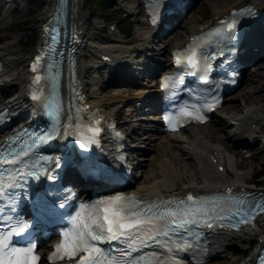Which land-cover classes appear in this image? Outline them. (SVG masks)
<instances>
[{"label": "bare ground", "instance_id": "1", "mask_svg": "<svg viewBox=\"0 0 264 264\" xmlns=\"http://www.w3.org/2000/svg\"><path fill=\"white\" fill-rule=\"evenodd\" d=\"M48 0H45L47 3ZM122 7L128 12L134 8V4L137 0H120ZM206 1V0H203ZM255 3L258 6H264V0H208L209 7H205L206 14H209L204 18L202 22H197L196 19L190 20V22L181 29L184 31V37L170 36L168 39H164L162 43L158 44L156 50L158 52H164L167 44L182 45L186 41L187 36L190 33L200 30L204 24L211 23L217 18H226L232 12L233 7H237L245 2ZM7 4V2L5 3ZM47 5V4H46ZM72 16L71 20L79 29V31L86 37V27L88 20L87 6L85 0H73L72 1ZM46 8V6H45ZM11 10L5 8L0 16V26L5 25L9 21ZM139 12H137L138 14ZM135 14V15H137ZM139 17L140 23L143 18ZM43 13L39 16V27L43 21ZM8 24V23H7ZM179 27V28H180ZM178 29V28H177ZM152 31V30H151ZM178 31V30H177ZM248 37H246V43L248 54L250 49L254 46H264V24L256 27H252L249 30ZM150 30L143 25L141 30H137L140 39L138 42L126 43L122 40V37L112 38L109 44L104 45L102 48V54L111 58V62L107 67V75L111 69L114 70V75H110V80L115 82V77L119 74H125L126 69L135 65L138 69L146 70V64H143L141 58H137L138 54L143 52L146 47L145 43L148 39H151L149 35ZM258 32V34H256ZM5 38L0 42V84L2 86H21L26 82L27 74L25 70L26 61L29 55L20 52V37L17 34L13 35H0ZM85 40V39H84ZM166 40V41H165ZM254 45V46H253ZM94 46V45H93ZM96 47L99 45L95 44ZM146 53L143 52V54ZM84 53H80L78 63V73L82 82L87 85V72L90 68V64L83 57ZM248 58V55H247ZM131 61V62H130ZM168 63V59L166 61ZM164 62H161L162 66H165ZM141 65H144L142 68ZM255 65V66H253ZM251 66L256 67L251 70ZM245 74L246 80H248L249 87L243 93V101L227 104L225 107V115L214 114V118L211 123L218 126L209 129V123L201 125H191L182 128L175 133L164 132L160 128V124L155 120L157 116L153 115H138V122L140 124H147L152 126H158L157 130H153L154 136L148 138L146 136H139L135 139V145H140L138 142L148 144L151 143L152 149L157 150V158L150 154L145 162H140L139 167L142 172L139 176H134L128 187L133 191L139 193L142 196L158 194V193H184L188 190H216V189H231L239 188L253 178L257 173L254 171L250 174L248 168L236 169L239 165V160L235 159L234 154L241 156L240 152L234 150L233 146L243 147L248 146V140L259 141L258 135H256L257 127L264 119V60L260 62H254ZM103 68V67H102ZM106 66H104V69ZM130 75V74H128ZM137 80V79H132ZM94 87L103 85L104 78H93ZM101 86L94 88L95 90H87L86 96L88 97V103L91 107L101 108L106 116H112L118 113V108L125 102L126 97L123 95H110L105 98L99 96ZM238 89V88H237ZM236 89V90H237ZM235 90V91H236ZM18 92V91H17ZM8 93L6 95H9ZM236 96L230 94L223 102V105L227 100H234ZM130 100V99H129ZM23 102V95L21 91L14 94L4 101V104L8 106L10 110L17 109ZM128 105H130L128 103ZM127 105V106H128ZM128 108V107H127ZM108 109V110H106ZM131 112V111H130ZM129 112V113H130ZM151 119V121H150ZM130 122V119H126L120 124L125 127ZM221 125L228 127L227 131H223ZM257 126V127H256ZM257 148V146H256ZM264 145H261L262 151ZM232 153V154H231ZM234 153V154H233ZM257 153L254 152L252 158H256ZM129 160H134V155L129 154ZM264 162V161H263ZM222 166V169L219 167ZM253 168V165H251ZM250 174V175H249ZM141 176V179L139 177ZM233 238L236 239H248L249 241L263 239L264 237V221L257 223L255 226H247L246 228L239 229L238 231L231 233ZM246 234L250 235L246 238ZM252 234V235H251ZM244 253L245 249H241ZM225 255V254H224ZM234 255L228 256L223 261L213 262L210 264H233L232 259ZM252 258L249 253L244 259Z\"/></svg>", "mask_w": 264, "mask_h": 264}, {"label": "snow or ice", "instance_id": "2", "mask_svg": "<svg viewBox=\"0 0 264 264\" xmlns=\"http://www.w3.org/2000/svg\"><path fill=\"white\" fill-rule=\"evenodd\" d=\"M153 23H155V19ZM226 28L229 31L220 32L219 29L216 31L220 32L224 39H231L232 30L236 28V21L228 22ZM41 55L38 54L33 61L32 67L34 70L36 61L41 59ZM184 58L189 65L193 66V70L202 67L197 62L195 48ZM174 59L177 64L181 63L182 56L179 50H174ZM203 67L206 71L210 65H204ZM35 75L39 79L41 73L37 71ZM170 79L171 76L165 74L161 78V87L168 88ZM200 79L208 80L209 77L201 75ZM32 95L36 97L37 93L33 92ZM43 106L45 109L49 108L47 102ZM210 106H214V103L212 105L209 103L197 104L195 107L201 109ZM172 107L176 108V105ZM179 112L184 116H194L203 120L208 119L202 111H193L183 105L180 106ZM48 115L52 117V123L46 125V131L41 129L39 133H32L31 143L33 147L57 135L59 121L56 117L59 115V111H49ZM164 119H169L168 113L165 114ZM180 122L183 123V119ZM96 124H99V121H96ZM170 126L175 127L176 125L170 124ZM99 131H101L99 127H91L93 134ZM94 138V136L81 138V146L89 148ZM13 151L14 154H6L7 159H5V155H0V163H14L17 167H20L24 163L21 159L24 153L18 149ZM40 159L41 161H47L50 157L42 156ZM53 163H55V160H53ZM37 170H39V165H37ZM13 175L16 179H20L15 172L9 173V176ZM232 191V189L227 190L229 193ZM6 192L10 196L17 195L15 184L10 183L5 188L0 182V200L4 198ZM20 195H23V193H20ZM257 208H264V196L259 201H250L247 206L244 205L243 201L231 195L208 198L197 196L191 191L187 192V198L169 196L164 201L157 199L154 204L141 201L134 195L125 196L123 193H116L115 196H100L92 203V211L89 215L93 218L88 220L83 217H71L72 227L64 230V234L54 245V251L48 254V258L53 259L58 255L60 257H76L78 253L83 251L84 254L79 255L74 264H129L130 253L121 257L114 252H106L95 241L125 239L129 248H138L146 243H159L160 241L156 239L158 235L189 230L192 225L209 221L219 213L224 216L234 213L237 217H245L248 213L255 212ZM3 212L4 209H0V214H3ZM28 226V220L17 218L13 224L7 225L4 231H0V264H37L40 256L35 251L37 247L35 243L28 241L24 245H17L11 242L14 235L25 233ZM177 239L179 238L177 237ZM183 247L184 245L181 243L175 244V249H183ZM164 248L166 254L158 252L145 253L143 257H136L131 260V264H184L179 251H174L168 244H164Z\"/></svg>", "mask_w": 264, "mask_h": 264}, {"label": "rangeland", "instance_id": "3", "mask_svg": "<svg viewBox=\"0 0 264 264\" xmlns=\"http://www.w3.org/2000/svg\"><path fill=\"white\" fill-rule=\"evenodd\" d=\"M117 0H109V6L104 7L103 5L100 4V0H91L92 4L98 5L100 7L104 8H98L91 6L89 2H87V12H88V20H87V27H86V41L89 43H96L100 41H108L111 42L113 41L112 38L116 37H122L127 44L128 43H133V42H138V39H140L139 33H137L136 26H139V22L135 20H130V17L126 13L118 8V3L116 2ZM45 6V0H14L10 5L4 6V3H0V16L2 14V11L5 8H9L11 10L10 16H9V21L3 25L0 26V35H13L17 34L20 37V52L23 54H28L35 46L36 44V38H37V32H38V18L41 16V13L43 11V8ZM205 7H209V2L208 0L203 1V0H194L190 10L187 12V14L182 18L181 22V27L184 25L185 26L190 22V20L196 19V21L202 22L204 18L209 14V12L205 11ZM136 19V18H135ZM122 23L119 27L123 31L120 35L117 30H110L109 26L111 24H120ZM179 28L178 31L174 32L172 35H180L182 36L184 34V31L181 29L184 28ZM5 38L0 37V42L3 41ZM154 40L152 41H147L145 45L149 48L152 49L148 52V54L153 55L156 59H165L167 57L168 49L170 46L166 47L164 52H161L158 54L156 48H158V44L162 43V41L157 40L153 37ZM154 49V50H153ZM156 50V51H155ZM84 53L83 57L88 61L90 64V68L88 69L87 72V80H91V78H96V79H102L105 77V71L102 69V71H96L95 67L97 65L96 59L97 55L96 53L97 50L95 48H92L91 46L88 47L87 49L82 51ZM153 52V53H152ZM151 57V56H150ZM141 58V57H138ZM264 58H262L260 61H263ZM147 63L152 62L151 58H148L146 60ZM153 63V62H152ZM255 66V65H254ZM256 67H251V70L255 69ZM103 85H98L94 87V84L89 85V90H95L94 88H98L101 86L98 90L100 93L99 96L102 98H105L110 95H123L124 97L127 98L129 101L130 107H122L120 108L119 115L121 121L130 119L133 122H130L128 125H126V128H133L136 126L138 123V115H146L149 114L148 110L150 109L148 106H139L142 104L144 101L148 100L147 97H149L150 94L154 93V89L156 87L155 81L151 78H146V77H140V79L135 82L131 83H125V82H112V81H104ZM123 83V84H122ZM249 81L244 79L243 82L241 83L240 87L233 92L236 96V99L234 100H227L224 106L217 112L218 115H223L225 114V107H227V104H232L235 102H241L244 100L243 99V93L248 89L249 87ZM118 84H121L122 86H116ZM10 91L15 90L17 91L16 86H8L7 87ZM9 92V91H7ZM130 99V100H129ZM122 106V105H121ZM132 109H134L132 112H130ZM108 110V109H107ZM130 112V113H129ZM138 126V125H137ZM141 126L143 127H148L150 128L149 125L147 124H142ZM218 126V123H210V125L207 127L209 129H212L214 127ZM222 130L225 132L227 131L228 127L225 125H221ZM257 127V126H256ZM257 132L256 135L261 139L262 136H260L259 133L264 132V119L262 120L261 124L259 127H257ZM143 135L139 134V136ZM144 136L153 139L152 137L154 134H146L144 133ZM135 138H137V135H134ZM264 137V136H263ZM254 141L250 143L248 142L249 145L257 146L255 148L254 152L257 153L256 158H249L247 153H243L245 148L241 147H236L233 146L234 150L237 152L241 153V156L234 154L235 159H238L239 165L237 169H242V168H248L250 171V174L253 173L254 171H261L258 175H254L252 179H250L247 183L252 184V182H256L260 186H264V148L261 151L260 147L262 145V140L260 141ZM140 144L137 148L135 147V156L137 158H140L141 162H145V159L148 158L150 154L155 156V159L157 158L158 151L152 149L151 143H142L138 142ZM253 152V154H254ZM232 154V153H231ZM251 165H253V168H251ZM139 172H142V169H139ZM249 174V175H250ZM141 179V176L139 177ZM250 235L246 234V238H248ZM251 242H249L248 239H242L241 241L235 240L233 242L232 248L230 249L229 253H226V255H221L212 258L208 264L213 263V262H219L223 261L230 255H234L232 262L237 263L243 260L245 256L248 255L247 251L242 253L241 249H247L248 245H250ZM225 264V263H222Z\"/></svg>", "mask_w": 264, "mask_h": 264}, {"label": "trees", "instance_id": "4", "mask_svg": "<svg viewBox=\"0 0 264 264\" xmlns=\"http://www.w3.org/2000/svg\"><path fill=\"white\" fill-rule=\"evenodd\" d=\"M87 2H90L92 4L91 0H87ZM100 4L103 5L105 8L109 6V2L107 0H100ZM94 6L100 7L98 5H94ZM104 7H100V8H104Z\"/></svg>", "mask_w": 264, "mask_h": 264}, {"label": "water", "instance_id": "5", "mask_svg": "<svg viewBox=\"0 0 264 264\" xmlns=\"http://www.w3.org/2000/svg\"><path fill=\"white\" fill-rule=\"evenodd\" d=\"M57 1V7H56V11L57 12H60V9H59V7H61V0H56ZM74 8H72V10H73Z\"/></svg>", "mask_w": 264, "mask_h": 264}]
</instances>
